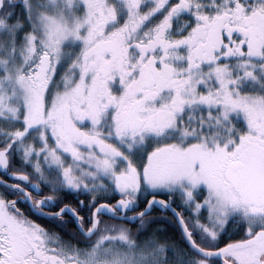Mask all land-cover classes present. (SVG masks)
I'll list each match as a JSON object with an SVG mask.
<instances>
[{
  "label": "snow or ice",
  "instance_id": "snow-or-ice-1",
  "mask_svg": "<svg viewBox=\"0 0 264 264\" xmlns=\"http://www.w3.org/2000/svg\"><path fill=\"white\" fill-rule=\"evenodd\" d=\"M0 264H264V0H0Z\"/></svg>",
  "mask_w": 264,
  "mask_h": 264
}]
</instances>
